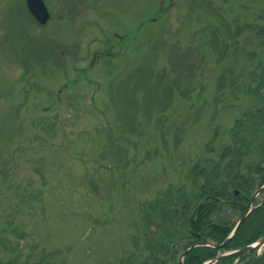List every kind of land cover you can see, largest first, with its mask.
I'll use <instances>...</instances> for the list:
<instances>
[{
	"label": "rangeland",
	"instance_id": "374dc122",
	"mask_svg": "<svg viewBox=\"0 0 264 264\" xmlns=\"http://www.w3.org/2000/svg\"><path fill=\"white\" fill-rule=\"evenodd\" d=\"M43 2L0 0V262L176 264L168 207L264 106V0Z\"/></svg>",
	"mask_w": 264,
	"mask_h": 264
},
{
	"label": "trees",
	"instance_id": "16d2710c",
	"mask_svg": "<svg viewBox=\"0 0 264 264\" xmlns=\"http://www.w3.org/2000/svg\"><path fill=\"white\" fill-rule=\"evenodd\" d=\"M261 30V32L264 33V29ZM262 69V74L259 77V87L257 88L264 90V67ZM245 117L248 120L247 123H244L242 119L235 122L234 129L230 131V143L221 149L222 152L218 156L219 160L214 162L215 168L207 172L203 170L202 173L198 175L200 178L195 184L197 186L196 193L190 199L186 200L179 197L182 204L181 206L175 205V207H168L169 210L171 209V212H168L167 218H169L167 222H169V220L171 222L173 221L172 223H174V227H176L177 231L184 235V239L188 240L187 243L203 242L207 240L218 243L223 241L229 234L232 225H230L228 220L226 221V215L223 216L225 212L227 213V209L224 207L221 208V206L219 207L221 203L219 202L216 204V199L219 201L220 199L228 200L226 204L230 206V200H243L242 197L250 194L252 188L256 187L257 183L264 179V106L249 112ZM253 137L255 138L254 140H252ZM251 150L258 153L257 155L260 156V160L256 162L255 166L249 167L251 168V170L248 169L250 170V174L243 175L241 179L237 178L236 182L229 184L231 171L229 172L227 166L225 172L222 173V171H220V173H218L217 167L219 162L224 161V165H228V161L229 164L234 162L239 170H243L246 167L244 166V162ZM232 176L235 177V175ZM217 177L218 180H215ZM213 181H216L218 184L221 183V186H213ZM213 184H215V182H213ZM234 191L237 193H234ZM196 199H203V202L197 205L191 204L192 201ZM243 208L244 207L240 209L241 212ZM233 214L235 215V213ZM263 215L264 206L257 211V214L253 213L249 215L242 223L235 236L227 244L226 248L233 249L243 247L263 235ZM143 217V228L150 233L151 226L154 224L152 221H149L150 215L148 213H146V215L143 214ZM13 234L15 235V233ZM180 238H182L181 235ZM6 242V238H0V245L4 250L10 248ZM187 243L186 247L188 245ZM161 248L162 244L158 246V250ZM170 250L169 260H175L177 255L175 248L172 247ZM213 254L214 250L210 248L192 249L184 258V264H200L205 259L212 257ZM153 258L155 260L154 255ZM232 260L233 259L229 261L232 262ZM160 263L163 264V262ZM0 264L17 263L13 261L11 263L0 262ZM257 264H264V252L258 259Z\"/></svg>",
	"mask_w": 264,
	"mask_h": 264
},
{
	"label": "water",
	"instance_id": "95a60500",
	"mask_svg": "<svg viewBox=\"0 0 264 264\" xmlns=\"http://www.w3.org/2000/svg\"><path fill=\"white\" fill-rule=\"evenodd\" d=\"M27 9L29 11V13L32 15V17L40 24V25H44L46 24V22L49 19V14L47 12V9L43 3L42 0H25ZM264 188V186L260 189V191ZM253 198L250 202V204L247 207V210L244 212V214L240 217L239 221L237 222V225L235 226V228L233 229L232 233L225 239V241L221 244V245H213V244H207V243H203V244H194L191 247H189L185 252H183L179 258H178V263L179 264H183V259L186 256V254L198 247V246H206V247H210V248H217V249H222L226 246V244L231 240V238L235 235L237 229L239 228V226L241 225V223L243 222V220L246 218V216L248 215L249 211H250V206L252 204ZM264 246V236L262 238H260L259 240H257L254 244H251L249 246H246L242 249L230 252L226 255H222L219 258H215L213 260H209L203 264H214L215 262L221 260V259H225L228 258L230 256H233L235 254L238 253H243V252H247L250 250H255L254 254H253V258H252V264H256V259H257V255L260 249H262Z\"/></svg>",
	"mask_w": 264,
	"mask_h": 264
},
{
	"label": "flooded vegetation",
	"instance_id": "af4514ba",
	"mask_svg": "<svg viewBox=\"0 0 264 264\" xmlns=\"http://www.w3.org/2000/svg\"><path fill=\"white\" fill-rule=\"evenodd\" d=\"M264 183V179H262V181H260V182H258L257 183V185H256V187H258L257 188V190L259 189V187L262 185ZM257 190H255V191H257ZM254 191V192H255ZM254 192L253 193H251V194H248V195H244L242 198H243V200H239V201H235V200H230L229 202V204H230V206H229V209H230V211H231V213H235V215L236 214H238V217L236 218V219H238L242 214H243V212L246 210V208H247V206H248V204H249V202H250V200L252 199V196L254 195ZM234 193H237L236 191H234ZM243 201V202H242ZM262 206H264V190H262L261 192H259L255 197H254V200H253V208H252V210H251V212H250V214L249 215H251V214H253V213H256L257 214V211L262 207ZM242 207H244L243 208V210H242V212L240 211V209L242 208ZM256 216V215H255ZM254 216V217H255ZM248 218V217H247ZM246 218V219H247ZM262 218H264V215H263V217ZM264 220V219H263ZM233 224V223H232ZM232 224H230V225H232ZM263 230H264V226H263ZM264 235V234H263ZM262 236V235H261ZM261 236H259L258 238H260ZM257 238V239H258ZM208 241V240H207ZM200 242V241H199ZM210 242H212V241H210ZM212 243H214L215 245H219L220 243H222V241L221 242H212ZM251 243V242H250ZM227 246V245H226ZM175 248V247H174ZM214 250V254H213V256L212 257H210V258H207V259H205L204 261H206V260H213V259H215V258H219L220 256H222L223 255V253L224 252H227V251H229V249L228 248H226L225 247V249H223V250H219V249H217V248H214L213 249ZM253 253H254V251H251L250 253H247V254H244V255H240V256H237V257H230V258H228V259H225V260H219V263H217V264H252V258H253ZM262 254L263 253H260L259 254V257L257 258V262H258V259L262 256ZM231 259H233L232 260V262L231 261H229V260H231ZM204 261H202V262H204ZM156 262L157 263H159V261L158 260H156ZM156 262L155 261H153V264H156ZM257 262H256V264H257ZM201 264V263H200Z\"/></svg>",
	"mask_w": 264,
	"mask_h": 264
}]
</instances>
